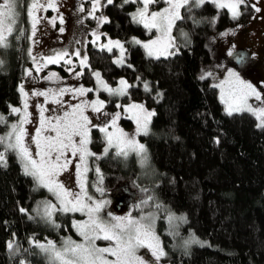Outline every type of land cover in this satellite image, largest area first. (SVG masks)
<instances>
[{
    "label": "trees",
    "instance_id": "obj_1",
    "mask_svg": "<svg viewBox=\"0 0 264 264\" xmlns=\"http://www.w3.org/2000/svg\"><path fill=\"white\" fill-rule=\"evenodd\" d=\"M30 1L17 0L14 31L7 47L0 46V115L7 123L15 119L10 108L20 103L18 86L30 65ZM139 3L106 2L101 15L106 22L98 21V32L124 42L125 62L114 63L115 51L89 42L82 82L92 85L93 71L112 85L123 78L130 87L122 100L153 108L149 132L140 136L148 151V180L136 182L141 167L134 155L103 156L89 164L86 178L92 179L90 186L100 178L103 192L98 191V197L126 183L137 199L148 202L159 216L157 233L168 264H264V128L249 112L229 115L210 78L201 76L213 58L214 34L231 23L249 21L253 7L242 5L236 18L213 1L182 8L183 19L175 22L174 31L187 29L190 41L179 45L174 55L154 58L133 42L150 36L133 19ZM7 123H0V136ZM5 157L6 164H0V264H52L30 242L73 234L71 215L58 212L47 221L32 214L47 193L25 174L15 151ZM167 211L185 218L181 235L169 231ZM189 232L203 244L191 243L183 250L181 242L187 239L182 236ZM169 234L179 242L175 250Z\"/></svg>",
    "mask_w": 264,
    "mask_h": 264
},
{
    "label": "rangeland",
    "instance_id": "obj_2",
    "mask_svg": "<svg viewBox=\"0 0 264 264\" xmlns=\"http://www.w3.org/2000/svg\"><path fill=\"white\" fill-rule=\"evenodd\" d=\"M159 1H161V4L156 3ZM205 1L214 2V0ZM0 2H2V0H0ZM32 2L33 0L30 1V5ZM38 2L44 5V8L39 9L36 12V16L39 20V23L36 26L35 36L32 35V28L30 25V65L28 66V68H26L24 76L22 77L18 86V90L21 96L20 103L10 108L11 111L13 107H18L21 108L22 111L19 114H14L11 112L13 115H15V119L8 120L5 135L11 130L10 125L18 123V121L23 115V105L25 98L20 91L21 86H23L24 92L28 93L27 111L30 113L31 121L30 123L24 126L28 132V136L26 137V143L30 146V149L34 155L36 153V147L34 144L31 143V137L34 135L36 128L39 126V112L41 106H44L47 109V111H45L44 113L46 117L54 118L57 116H62L63 113L66 111L70 112L72 108L76 105H83L85 101H87L88 104H91L93 101L101 100L104 102V106L100 112L93 111L91 107L84 108V115H86L91 121V124H89V128L91 129V132L89 134L90 143L87 144V149L89 152L95 154L94 156L87 157V167H89V164L95 165L96 161L99 162V160L106 155H109L112 159H117V157L127 158L130 155H134L140 163L141 167V169H139L140 173L136 182L146 183V180L148 179L146 178L147 175L145 171L148 169V165L146 164L147 162L149 163V158L147 148L140 138L141 135L145 134H136V121L132 119L133 113L127 111V109L128 106L131 104L143 105L144 109L149 112H153V108L147 107L143 102H124L122 100L124 95L110 94L109 92L100 88L94 75L93 78L95 81L92 85L85 86L82 82V73L87 65H81L80 60L85 56L87 57L86 47L89 42L95 46L102 47V45L108 44L109 40H118L125 49L124 42L122 40L110 36H103L98 32V21L104 19V17L101 16L103 13L102 8L106 4L107 0H100L99 6L96 8L95 12L92 13V15H89V13L92 12L93 0H38ZM139 2L140 3L138 4L137 8L132 12V14L137 13L138 11L143 9V0H139ZM156 2V5L149 4V15L153 12H161L165 8L169 7L166 0H156ZM234 2L235 0H215L214 3L218 6L219 3L228 4ZM48 3H54L55 8L47 7ZM245 4H250L253 7L251 19L242 24L240 22L231 23L214 34V46L212 51L213 58L211 63L205 67L201 74V76H208L211 80L212 85L217 88L219 98L223 103L226 112L227 105L221 99L222 88L219 87V85L223 84V91L227 92L229 85L224 82L228 81L229 79H234L229 77L230 72L237 73L241 80L245 81L246 83L252 84L253 87H255L257 91L262 94V97H264V0H245V3L242 5ZM242 5L237 8V11L239 13L242 12ZM225 8H227L229 13L232 15V9L228 7ZM257 8L259 9V11L256 10ZM81 9H83V11H81ZM61 17L63 19V23L60 22ZM53 18H55V23L52 22ZM88 18H90L92 22ZM29 19L30 23L32 24L31 16ZM140 24L144 27L142 23ZM60 28H63L64 31L61 32ZM174 29L175 28L173 26L171 35L174 38L175 48L170 49L171 52H176L178 50L179 45L187 44L190 41L187 29L181 27L176 32L174 31ZM145 30L150 33L149 37L144 39L139 37L135 38L141 41L142 46L143 44L149 43L150 41L156 39L160 35V32L156 29L149 30L145 28ZM97 37L99 38L97 39ZM64 51L68 53V56H66L64 60H62L60 63L48 64L46 67H42L40 71H36L37 62L42 65L44 63V57L51 56L56 52ZM76 51L80 52L79 56L74 55ZM112 51H115L113 55V61L114 63H116V61L120 59V49L112 45ZM144 51L146 55L149 56L145 48ZM125 52L123 56V63L125 62ZM32 57H36L37 60L34 61ZM149 57L157 58L156 56ZM69 59L72 61L71 64L66 63V61ZM29 70H31V75H29ZM94 72L98 71H93L92 73ZM51 73H56L57 78L51 80L47 79V77ZM76 73H81V75L77 76ZM120 80L125 79L121 78L117 81V83L113 85L108 84L105 80L104 81L110 87L117 88L119 87ZM80 87H83L85 89L91 88L94 89V91L87 92L84 96H79L75 92H65L63 96L53 95L58 94L60 89H78ZM35 92H50L51 94L48 97L32 95ZM57 99L60 100L59 104L55 103V100ZM248 103L253 108L264 107V100L258 101L254 97H250ZM245 111L249 112L247 110ZM116 113H119L120 117L116 121V128H113L112 117H114ZM249 113L254 115L257 118L258 123H260L259 118L255 114H253L252 112ZM127 120L131 122L130 126L124 123V121ZM104 127H107L109 132H115L117 128L122 129L123 132L128 134L129 139L135 138L138 143L143 144L147 151V161L142 164V156L134 151H130L127 157L117 155V148L115 146L109 148L107 153L105 154L104 149L108 147L106 134L99 130L100 128ZM76 139L78 142L79 138L77 137ZM1 152H4V154L8 152H5V145L1 144ZM69 157L72 159V163L69 165L68 170L61 172L56 179L58 180V182L62 183L66 189L76 194L81 192L78 183L79 177L77 175V164H79L80 161L78 156L72 158L70 153ZM92 159L94 163L92 162ZM20 163L24 170L23 162L21 160ZM93 168L94 167H92V169ZM85 177H87V173L85 174ZM86 181L89 182V186H87L86 184L87 196H83V200L85 203L89 204L90 206H94L98 202H108L104 204V206L98 213H94L95 219H98L102 223L112 224L115 223V221L112 220V217H126L131 215L133 219L140 220L141 223H152L154 232L159 237L161 241V246L163 248L162 240L159 234L157 233V224L159 216L152 208L149 209L150 206L148 205L147 201H144L139 197L137 199L134 194V191L131 188L128 193L123 191L124 189L119 190L117 188L113 190L112 194L113 196L115 195L116 200L112 202L110 201L111 198H101L97 196V193H99L97 191V188H101V181L99 177L98 182L93 183L91 186L90 183L92 182V179L90 180V178H86ZM36 182L40 185L42 189L46 191L47 194L37 201L36 205H34V207L32 208L31 213L39 214V217L47 221L54 220L58 212H60V214H70V221L73 232V234L70 233L67 235H63L58 241L46 238L39 244H44L47 246L49 241H51L57 249L62 250L65 247V241L69 239H71L77 244L86 243L74 225L77 222L83 223L85 221H89L87 211H60L62 205L60 204V201L57 199L54 193L50 192L47 187L41 185L37 180ZM89 197L91 199H89ZM47 204L56 205V209L53 211L51 219L46 217L44 214L45 206ZM169 216H182L169 211H167L164 216L169 231L175 236H178V234L181 235L182 227L184 224L183 220L176 219L170 223L168 219ZM142 217L145 219H141ZM170 237V247L175 250L177 248V245H179V242L176 240V238H173L171 235ZM182 237L187 239L186 241H188L193 237V234L189 232L188 234L183 235ZM196 239L199 241V243L192 244H203L201 240H199L198 238ZM37 243V241L30 242V244L37 245L40 255L44 258L45 261L52 264H58V262H54L52 260L51 253L43 251L40 247H38ZM95 244L97 247L103 248L114 246V241L97 239L95 241ZM181 248L183 250H187L189 248V244L186 246L185 241H182ZM105 255L109 260L115 259L110 254ZM136 256L142 258L145 264H168V259H165V256H162L159 260H156V258L152 255L151 250L146 247H141L137 249Z\"/></svg>",
    "mask_w": 264,
    "mask_h": 264
},
{
    "label": "snow or ice",
    "instance_id": "obj_3",
    "mask_svg": "<svg viewBox=\"0 0 264 264\" xmlns=\"http://www.w3.org/2000/svg\"><path fill=\"white\" fill-rule=\"evenodd\" d=\"M112 2L113 0H107L109 4ZM126 2H128V0H126ZM155 2L156 0H143V9L133 14V19L136 20V22L142 23L144 27L149 30L156 29L160 32V35L156 39L143 44V47L147 50L149 56H156L159 58L160 56L174 55L175 52L170 51V49L175 48L174 38L171 32L175 22L183 19L180 10L190 4L198 7L204 4L205 0H166L169 7L161 12H153L149 15L148 6ZM244 3L245 0H235L234 3H219L218 6L220 8L228 7L232 9V16L236 18L240 15L237 8ZM99 4L100 0H93L92 12L89 13V15L95 12ZM47 7L55 8V4L48 3ZM42 8H44V5L40 4L38 0H33L28 10V14L32 18L31 28L33 36H35L36 26L39 23L36 12ZM16 9L17 0H2V2H0V46L2 47H7V37L14 31L18 16ZM256 10L259 11L258 8ZM81 11H83V9H81ZM52 22L55 23V18H53ZM60 22L63 23L62 17ZM102 22H106V20ZM60 31L63 32L64 29L60 28ZM98 38L99 37H97V39ZM133 42L141 44V41L135 38H133ZM112 45L120 49V59H118L116 63L122 64L125 49L120 41L109 40L108 44L102 45V48L110 52L112 51ZM74 55L79 56L80 52L76 51ZM66 56H68V53L64 51L44 57V63L42 65L37 62L36 71H40L42 67H46L48 64H58L64 60ZM32 59L34 61L37 60L36 57H32ZM66 63L71 64L72 61L69 59ZM80 64L87 65L86 56L80 60ZM29 75H31V70H29ZM76 75L80 76L81 73H76ZM93 75L96 77L100 88L110 94L125 95L128 87H130L127 81L120 80L119 87L112 88L102 79L99 72H94ZM229 77L234 79H229L224 82L229 85L227 92L223 91V84L219 85V87L222 88L221 99L227 105L226 110L228 114L231 115L234 112L247 110L259 118L260 123L258 127L264 128V107L253 108L248 103L250 97H254L258 101L264 100L262 94L257 91L252 84L241 80L237 73L230 72ZM55 78H57L56 73H51L47 77V79L50 80ZM145 89H148L147 84H145ZM20 91L25 98L23 115L18 123L10 125L11 130L7 132L6 135L0 136V144L5 145V152L12 150L18 154L20 160L23 162L26 175L34 177L41 185L47 187L50 192L54 193L62 205L60 211H87L89 217V221L83 223L77 222L74 225L86 243L77 244L69 239L65 241V247L62 250L57 249L51 241H49L47 246L38 244V247L45 252H50L52 260L58 262V264H145L142 258L136 256L137 249L141 247H146L151 250L156 260L165 256L166 253L161 246L159 237L154 232L152 223H141L140 220L133 219L131 215L126 217H112V220L115 221V223L112 224L102 223L94 218V213H98L104 204L108 202H98L94 206H90L83 200V196H87L85 177V174L89 170L87 167V157L95 155L87 149V144L90 143L89 134L91 129L89 128V124H91V121L84 115V108L91 107L93 111L100 112L104 106V102L96 100L88 104V102L85 101L83 105H76L70 112L66 111L62 116L54 118L46 117L44 113L47 109L41 106L39 112V126L31 137V143L36 147V153L34 155L30 146L26 143L28 132L24 127L31 122L30 113L27 111L28 93L24 92L23 86H21ZM91 91H94V89H85L83 87L78 89H60L58 94L53 95L63 96L65 92H75L79 96H84L87 92ZM50 94V92H35L32 95L48 97ZM55 103L59 104L60 100H55ZM21 111L22 109L18 107H13L11 109V112L14 114H19ZM127 111L133 113L132 119H134L137 124L136 134L143 133L147 135L149 123L154 112L147 111L144 109L143 105L140 104L129 105ZM119 117V113H116L115 116L112 117L113 128H116V121ZM0 123H7L6 118L2 115H0ZM99 130L106 134L108 147L104 149L105 154L109 148L115 146L117 148V155L127 157L130 151H134L142 156V164L147 161L145 146L138 143L135 138L129 139L128 134L123 132L122 129L117 128L115 132H109L108 128L104 127ZM77 137L79 138L78 142L76 139ZM69 153L72 158L78 156L80 161V163L77 164V175L79 177L78 183L81 192L76 194L70 192L56 179L61 172L68 170L69 165L72 163ZM0 164H6L4 152H0ZM95 171L99 174V168H96ZM97 191L103 192L100 188H97ZM89 199L91 198L89 197ZM55 209L56 205L47 204L44 211L45 216L51 219ZM21 211L25 210L21 209ZM141 219L145 218L142 217ZM168 219L171 223L173 220H184L185 218L169 216ZM97 239L114 241V246L97 247L95 244ZM191 243H199L194 235L190 240L185 242L186 246ZM8 247L12 248V244L9 243ZM105 254H110L115 259L109 260Z\"/></svg>",
    "mask_w": 264,
    "mask_h": 264
},
{
    "label": "water",
    "instance_id": "obj_4",
    "mask_svg": "<svg viewBox=\"0 0 264 264\" xmlns=\"http://www.w3.org/2000/svg\"><path fill=\"white\" fill-rule=\"evenodd\" d=\"M126 185V186H125ZM119 190L120 189H124L123 191H125V192H129L130 191V188L128 187V185L125 183V184H122L121 186H119V187H117ZM116 188V189H117ZM134 194H135V192H134Z\"/></svg>",
    "mask_w": 264,
    "mask_h": 264
},
{
    "label": "flooded vegetation",
    "instance_id": "obj_5",
    "mask_svg": "<svg viewBox=\"0 0 264 264\" xmlns=\"http://www.w3.org/2000/svg\"><path fill=\"white\" fill-rule=\"evenodd\" d=\"M112 193H113V191L107 193L108 195L106 196V198H109V199L111 198L110 201L114 202V200H116V197H115V195L113 196Z\"/></svg>",
    "mask_w": 264,
    "mask_h": 264
}]
</instances>
